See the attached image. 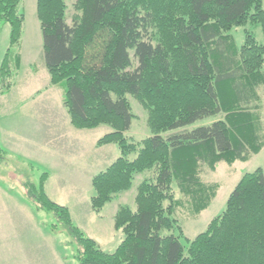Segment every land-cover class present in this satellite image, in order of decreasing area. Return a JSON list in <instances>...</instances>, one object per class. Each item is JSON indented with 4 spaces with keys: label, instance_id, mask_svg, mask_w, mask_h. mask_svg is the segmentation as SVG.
<instances>
[{
    "label": "trees",
    "instance_id": "trees-1",
    "mask_svg": "<svg viewBox=\"0 0 264 264\" xmlns=\"http://www.w3.org/2000/svg\"><path fill=\"white\" fill-rule=\"evenodd\" d=\"M20 3L0 0V28L9 27L0 96L12 89L19 66ZM75 9L80 15L68 25L64 0L36 1L49 84L61 88L70 125L108 127L96 147L119 151L91 180L92 211L129 190L136 174L151 176L137 186L134 210L118 208L114 227L124 238L110 254L73 226L67 207L49 199L47 172L25 181L24 193L51 220L50 231L76 244L77 264H264L261 168L240 178L221 214L192 240L176 220L182 201L173 195L174 187L196 217L218 189L201 181L204 168L245 162L264 148V44L246 28L259 25L264 35L262 0H77ZM234 28L244 29L240 47ZM127 95L148 114L150 136L137 145L125 136L133 119ZM206 119L214 121L192 128Z\"/></svg>",
    "mask_w": 264,
    "mask_h": 264
},
{
    "label": "rangeland",
    "instance_id": "rangeland-1",
    "mask_svg": "<svg viewBox=\"0 0 264 264\" xmlns=\"http://www.w3.org/2000/svg\"><path fill=\"white\" fill-rule=\"evenodd\" d=\"M36 1L21 0L19 11L24 21L20 45L16 49L19 51V66L10 78L14 84L12 89L0 96V149L5 152L0 157V254H25V262L22 258L15 264H77L74 258L76 244L65 234L50 231L48 224L51 220L29 201L23 183L27 180L36 183L40 174L47 172L49 199L67 207L73 226L93 239L104 253L110 254L124 238L123 233L114 227L118 208L126 205L135 209L136 188L151 173L136 174L129 190L115 195L100 213L92 211L91 180L118 158L119 151L115 145L96 147L97 140L110 131L108 127L78 130L70 125L62 105L61 88L49 84ZM76 1L64 0L68 25L80 15L75 9ZM262 5L264 9V0ZM246 28L259 44H264L259 25ZM243 30L234 28L230 32L237 47L244 42ZM8 37L9 27L3 24L0 28V64L9 48ZM130 55L135 67L132 53ZM260 96L264 122V87ZM126 98L133 119L125 136L137 145L150 136L148 114L134 97L127 95ZM212 121L214 119L198 121L192 128ZM128 158L133 160L135 154ZM257 168L264 171V148L245 162L232 165L222 162L213 171L204 168L201 181L207 185L215 184L218 189L209 206L196 217L188 212L187 200L173 187L174 198L182 201L175 215L184 237L192 240L203 232L224 210L227 198L240 178Z\"/></svg>",
    "mask_w": 264,
    "mask_h": 264
},
{
    "label": "crops",
    "instance_id": "crops-1",
    "mask_svg": "<svg viewBox=\"0 0 264 264\" xmlns=\"http://www.w3.org/2000/svg\"><path fill=\"white\" fill-rule=\"evenodd\" d=\"M24 257H25V254H22V255H18L14 253H11L9 255L0 254V264H15V261L22 260V258H23V262H25ZM8 260H10V262H8Z\"/></svg>",
    "mask_w": 264,
    "mask_h": 264
}]
</instances>
